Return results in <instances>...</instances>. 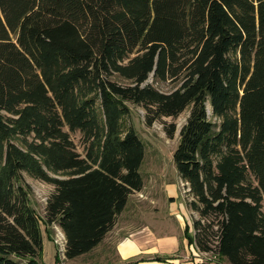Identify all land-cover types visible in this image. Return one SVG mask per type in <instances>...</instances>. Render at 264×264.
Wrapping results in <instances>:
<instances>
[{"label": "trees", "instance_id": "trees-1", "mask_svg": "<svg viewBox=\"0 0 264 264\" xmlns=\"http://www.w3.org/2000/svg\"><path fill=\"white\" fill-rule=\"evenodd\" d=\"M130 104L148 125L190 108L173 158L193 241L264 264V0H0V264H41V220L68 259L113 229L144 186ZM25 174L55 186L44 217Z\"/></svg>", "mask_w": 264, "mask_h": 264}, {"label": "rangeland", "instance_id": "rangeland-1", "mask_svg": "<svg viewBox=\"0 0 264 264\" xmlns=\"http://www.w3.org/2000/svg\"><path fill=\"white\" fill-rule=\"evenodd\" d=\"M116 80L127 83L121 77ZM152 83L160 90L169 92L176 89L178 83L154 82L152 76L146 81ZM131 113L123 120V129L134 126L139 136L145 143L146 153L141 168L144 186L140 191L130 194V202L126 213L118 217L111 231H109L97 248L76 257H65L66 237L58 225L47 226L41 220V228L44 236V251L38 258L41 264H129L138 261L140 264H148L154 255H146L148 260L130 258L122 260L117 253V240L126 235L127 230L140 229L142 225H148L151 217L157 221V234L167 236L176 233L181 238V248L174 255L161 256L162 264H230L226 259L216 256L213 252H205L198 249L193 241L194 221L198 214L189 206L191 196L187 193V187L182 180L174 162L173 153L180 139V131L187 122L190 108L183 111L178 117H164L156 120L152 125L146 123V109L142 105L130 104ZM170 124L175 125L173 135L169 134ZM123 134V133H122ZM71 138L79 152L84 154V143L79 131L71 133ZM51 175L65 177L67 173L49 171ZM25 179L30 185V198L33 207L41 217L46 214V204L49 196L54 192L53 184L25 174ZM177 189V193H176ZM174 195L170 197V193ZM176 194V195H175ZM174 200V201H173ZM178 204V210L172 209V203ZM264 210V200H263ZM180 213V217L177 214ZM197 216H196V215ZM50 241L52 250L47 249L46 241ZM125 257V256H124ZM136 258V257H135ZM138 258V257H137ZM142 263H141V262ZM155 261V260H154ZM157 261V260H156Z\"/></svg>", "mask_w": 264, "mask_h": 264}, {"label": "crops", "instance_id": "crops-1", "mask_svg": "<svg viewBox=\"0 0 264 264\" xmlns=\"http://www.w3.org/2000/svg\"><path fill=\"white\" fill-rule=\"evenodd\" d=\"M176 193H177V189H176ZM170 195H171L170 196L171 198L174 196L171 193H170ZM129 202H130V198L128 199V202H127L125 209L118 216L119 218L124 216V214L126 213ZM172 204H173L172 209L178 210L177 209L179 207L178 204L175 202ZM193 212H196V211L193 210ZM180 215H181L180 213L177 214V216H179V217H180ZM150 220L151 221L148 225H142V227H140V229H135V230L128 229L126 235L121 236L117 240V243H116L117 244V253H118V256L120 259L128 260L130 258H134V259H140L141 261H143V260H148L145 258L146 255H154L155 256L154 258H152V259L149 258L152 261H146V262H150L148 264H162V263H159L158 260L157 261L155 260L157 257L161 258V256H156V255H160V254L174 255L180 250L181 244H182L180 236L177 235L176 233H172V234L167 235V236L158 235L156 228L154 227V226H157V224H156L157 221L152 217ZM103 241H104V239H103ZM46 243H47V249L50 252L52 250L51 243L49 240L46 241ZM100 245H98V246H100ZM98 246H96L95 248H97Z\"/></svg>", "mask_w": 264, "mask_h": 264}, {"label": "built area", "instance_id": "built-area-1", "mask_svg": "<svg viewBox=\"0 0 264 264\" xmlns=\"http://www.w3.org/2000/svg\"><path fill=\"white\" fill-rule=\"evenodd\" d=\"M185 185H186V187H187V184H186V183H185ZM186 189H187V191L189 190V188H188V187H187Z\"/></svg>", "mask_w": 264, "mask_h": 264}]
</instances>
